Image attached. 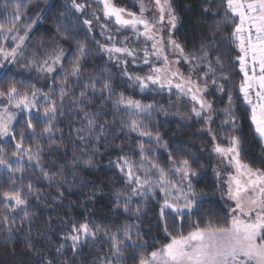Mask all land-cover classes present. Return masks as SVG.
<instances>
[{
	"label": "snow or ice",
	"instance_id": "snow-or-ice-1",
	"mask_svg": "<svg viewBox=\"0 0 264 264\" xmlns=\"http://www.w3.org/2000/svg\"><path fill=\"white\" fill-rule=\"evenodd\" d=\"M44 3L46 8L35 18L28 14L32 0H5L0 13L3 256L12 264H264V166L254 167L242 158L244 144L236 134L239 127L234 114L235 93L250 112L248 118L264 148V0H224L223 20L216 19L220 13L213 11L218 7L213 0H203L201 21L195 27L204 23L206 34L199 35V46L193 45L191 51L175 33L182 24L179 12L192 11V5L178 10L175 0H136L138 10L132 11L117 6L114 0H68L54 17L52 35L34 42L33 32L52 7L48 0ZM209 17L212 22L206 23ZM109 23L117 35L124 31L131 35L118 40ZM229 26L230 34L222 39L220 34ZM96 28L107 43L95 39ZM129 41L143 47L129 46ZM90 43L110 61L116 60L123 83H116L107 69L86 73ZM231 52L236 55L229 59ZM182 64L188 66L187 74L181 70ZM138 65L148 71L142 75L129 71L130 66ZM237 65L241 80L229 88V66ZM17 67L23 70L19 74L14 71ZM24 72L50 80L45 85L48 91L37 87L30 77L18 78ZM124 84L141 93H167L173 108L182 101L190 104L187 116L179 110L172 115L202 122L198 131L212 141L211 153L233 169L225 173L219 166L213 167L221 199L229 206L218 211L208 194L194 187L193 180L204 170L195 154L186 152L177 158L169 151L164 167L150 158L155 149L143 140L136 145L138 161L124 152L123 138L133 133L165 150L169 147L160 132L153 133L145 123L153 122L154 114L169 115L168 109L156 100L144 103L117 92ZM210 85L221 102L227 97L224 107L217 109L207 98ZM217 115L225 117L220 127L231 128L232 134L225 137L227 146L218 141L212 128ZM65 120L66 130L59 126ZM118 140L121 142L116 143ZM109 151L118 153L114 160L109 159V168L124 186L114 192L112 210L122 209L135 222L115 230L96 223L90 218L93 213L83 207L92 202L86 198L83 204L68 202L69 209L81 205V219L65 211L63 216L49 215L36 227L41 214L31 209L40 202L51 201L41 212L58 213L65 207L66 193L75 194L76 185H93L92 197L103 192V183L96 186L95 179L87 180L82 173L98 169L96 158ZM47 157L53 159L46 163ZM29 171L36 173L34 178L27 175ZM222 175L226 179L221 180ZM42 183L47 191L38 186ZM153 200L158 204L156 226L167 239L159 247L154 246L159 243L154 237L151 243L146 238L151 227L148 232L142 229ZM134 201L139 202L134 205ZM148 248L152 250L146 251Z\"/></svg>",
	"mask_w": 264,
	"mask_h": 264
},
{
	"label": "trees",
	"instance_id": "trees-1",
	"mask_svg": "<svg viewBox=\"0 0 264 264\" xmlns=\"http://www.w3.org/2000/svg\"><path fill=\"white\" fill-rule=\"evenodd\" d=\"M5 0H0V13L3 12V4ZM68 2V0H48V3L52 4L50 10L47 11V15L44 20L39 24L36 30L33 32V41L35 42L36 38L38 37H47L51 36L54 32V17L64 10V5ZM117 6L128 8L132 11H137L138 6L133 0H114ZM213 3L216 4L218 7L214 8L213 11H219L220 15L216 18L218 20H223L224 11H223V4L224 0H213ZM175 4L177 9L184 8L185 5H192V11H180L179 15L182 18V24L179 26V30L175 33V38L178 39L181 43L186 45V49L188 51L193 50V45L196 47L199 46V35L205 32L204 23L200 28L195 27V24L198 21H201V13L199 11V6L203 4V0H175ZM93 8L96 5H92ZM46 5L44 0H32V6L28 9V14L35 18L36 13L40 12L41 10L45 9ZM91 11V10H89ZM3 19V15H0V20ZM212 18L209 17L206 23H211ZM96 32L95 39L99 41L101 44L107 43L106 40L103 39L101 35H99V29L96 28L94 30ZM231 32V27H226L225 31L220 34L221 38L228 36ZM128 33V32H126ZM64 47L67 49L69 45L65 44ZM91 55L87 58L85 62L86 73L94 74L99 73L101 70L107 69L113 76L116 83L120 84L123 83L121 77L119 76L120 65L117 64L116 60H109L108 55L106 53H101L97 45L91 44ZM236 55L235 52H231L229 55V59ZM95 66V67H94ZM148 68L145 66L142 67H129V71L136 72L139 74L144 73L147 71ZM183 71L187 72L188 66L183 65ZM14 71L16 73H20L23 71L19 67L15 68ZM229 71L232 74V84L229 85V88L233 86V84L238 85L241 80V74L238 72V65L233 68L229 66ZM30 77L32 83L36 84L37 87L41 88L43 91L47 92L48 87L46 84H50L51 81H46L42 76L38 77L35 72L28 73L24 72V77L18 78H25ZM60 79V77H57ZM123 91L126 96L131 97L132 99L141 100L144 103H150L153 100L158 101L160 104L164 105L169 112V115L165 116L163 114L156 115L154 114L152 117L153 122L145 121L148 124L149 129L155 133L157 131L160 132L163 139L169 142V147L165 150L162 147H158L154 143H152L146 137H139L137 134L133 133L130 137L126 136L123 138L126 147L124 148V152L127 153L131 159L139 160V150L136 147L137 143L140 140H143L146 146H150L155 149L150 155V158H154L157 160L162 166H168V152L171 151L174 155L178 158L185 154L186 152H191L195 154L198 160L204 165L203 175H201L198 180L194 179V187L196 190L203 191L208 194L210 200L209 202L219 211L221 208H225L229 205L225 204V201L221 199V191L217 186V178L213 173V167L219 166L215 155H213L210 151V145L212 141L205 133H200L198 130L202 127V122H197L195 119L191 121L181 120L180 117L172 115L173 112L179 110L182 116L188 115V109L190 108V104L187 101L179 102L177 108H173L169 105L168 94L163 93L159 96L155 95L152 92H144L141 93L139 89H132L128 88L126 84L123 87H118L117 92ZM238 92V88H237ZM209 100L214 101V106L217 109H220L225 106L227 103V97H223V102H221L222 98L220 94L216 93L215 88H209V94L207 96ZM172 101H176V97L172 96ZM234 104H235V115L238 120V127L239 131L236 133L237 135L241 136L242 142L244 144V152L242 154V158L251 163L254 167H261L264 166V148L261 147V141L254 133L253 126L249 120L250 112L246 110L245 105L241 103L240 97L234 93ZM110 118V117H109ZM225 117L222 115L216 116V121L212 125L213 130L217 131V139L221 144H227V140L225 137L227 135L232 134L230 126L220 127L221 120ZM66 123L67 121H63L59 124L60 127H64L66 130ZM111 139V138H109ZM31 142V141H29ZM121 141H116V143H120ZM102 151H104L102 149ZM117 152H107L103 156H99L96 158L100 167L98 169H93L90 172H84L82 175L87 180L96 181V186L105 185L103 187V192H98L95 197H92V188L93 185H89L88 187L81 188L80 185H76L75 188L72 190L75 194L67 195V200L64 201L65 207L62 209H58L57 212H49L47 210L41 212V209L44 208V205L50 203L51 201H42L40 202L39 207H33L31 210L41 214V220L36 225V227H40L43 224L44 219H46L49 215L52 217H56L57 214L60 216L64 215L65 211H70L72 214L75 215L76 219H81V205L78 204L76 207L69 209L68 202L69 201H80L83 204V201L86 198H91L90 203L83 204V207L86 208L89 212L93 213L90 217L96 223H102L107 225L108 227L115 230L120 225L126 222H135V217L131 216L130 214H124L122 209L120 210H112L114 204V192L117 188H123V184H121L116 177V173L109 168V159H115ZM72 155L71 151H69L68 156ZM53 158L47 157L46 163L50 162ZM63 162L62 160L60 161ZM29 177L34 178L36 173L29 171L27 173ZM224 176V175H223ZM71 178V177H70ZM221 180H224V177L221 176ZM113 184L116 187H113ZM44 188L47 191L46 185H38ZM0 187H3L0 184ZM159 198V197H158ZM139 201H134L137 203ZM35 203V202H34ZM122 203V202H121ZM205 207L208 206V202L204 205ZM150 210L148 211V215L144 218L142 223V229L145 232H148L149 227H151L152 231L149 237L150 243L152 242V238L154 237L159 243H156L154 246L159 247L160 243H166L167 239L165 237L164 232L161 229H158L156 226L155 218H154V210H158V204L155 200L150 202ZM222 214V213H221ZM196 217H193L195 219ZM55 227V225H54ZM188 230L187 226L185 227V232ZM33 235H35V229L33 230ZM56 241L54 240V243ZM17 249L21 248V243L18 242L16 244ZM107 251V245L104 248ZM151 248L146 249V251H151ZM0 264H12L11 260L3 256V247L0 246Z\"/></svg>",
	"mask_w": 264,
	"mask_h": 264
},
{
	"label": "rangeland",
	"instance_id": "rangeland-1",
	"mask_svg": "<svg viewBox=\"0 0 264 264\" xmlns=\"http://www.w3.org/2000/svg\"><path fill=\"white\" fill-rule=\"evenodd\" d=\"M133 2L134 3H136V0H133ZM145 2L147 3L148 2V0H145ZM138 6V5H137ZM89 10H91V9H89ZM109 28L111 29V32H112V35H114V36H117V39L118 40H120V39H122L124 36H130L131 35V33L129 32V31H124V32H121L119 35H117V33H116V29L114 28V27H112V24L111 23H109ZM126 32H128V33H126ZM103 39H104V37H103ZM105 40V39H104ZM119 46V45H118ZM129 46H132V47H137V48H142L143 47V44L141 43V44H135L134 43V41H129ZM173 57L170 55V59H172ZM136 67H142V66H140V65H138V66H136ZM180 67H181V70H182V68H183V64L182 65H180ZM148 71V70H147ZM147 71H145L144 73H146ZM183 71V70H182ZM186 71V70H185ZM184 71V72H185ZM144 73H142V74H144ZM186 74H187V72H185ZM141 74V75H142ZM258 137V136H257ZM222 145H224V146H227V144H222ZM212 147V144L210 145V148ZM215 158L217 159V162L219 163V167L223 170V172H225V173H227V172H232L233 171V169H231V168H227V167H225V165L223 164V163H221L219 160H218V158L215 156ZM222 177H224V179H226V176H223L222 175Z\"/></svg>",
	"mask_w": 264,
	"mask_h": 264
}]
</instances>
